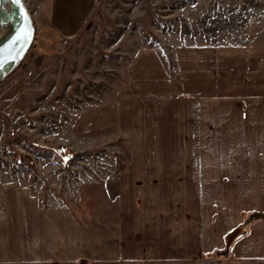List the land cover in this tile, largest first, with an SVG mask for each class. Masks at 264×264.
Here are the masks:
<instances>
[{
	"label": "crops",
	"instance_id": "1",
	"mask_svg": "<svg viewBox=\"0 0 264 264\" xmlns=\"http://www.w3.org/2000/svg\"><path fill=\"white\" fill-rule=\"evenodd\" d=\"M96 1L48 0L46 26L71 38ZM175 58L177 78L156 51L135 57L136 91L147 99L125 104L132 115L121 127L138 149L119 174L117 216L83 221L69 207L9 181L0 191V264H178L177 245L147 243L146 234L182 231L184 250L192 253L197 231L202 238L196 251L204 256L211 205L222 221L223 248L230 251L225 261L226 252L217 249L222 264H264V41L189 46ZM152 95L170 99L158 102ZM163 139L184 141L167 149L180 154L175 164H159L168 154L153 148ZM179 188L186 190L183 198L171 192ZM195 188L201 189L196 211L194 190H187ZM211 188H232V208L225 193L211 202ZM236 231L240 235L230 244Z\"/></svg>",
	"mask_w": 264,
	"mask_h": 264
},
{
	"label": "rangeland",
	"instance_id": "2",
	"mask_svg": "<svg viewBox=\"0 0 264 264\" xmlns=\"http://www.w3.org/2000/svg\"><path fill=\"white\" fill-rule=\"evenodd\" d=\"M25 2L36 37L23 62L0 84V191L19 181L83 221L113 220L118 213L119 174L138 149L121 127L132 115L125 104L147 99L136 91L138 54L156 51L177 78L175 53L186 47L264 41V0H97L83 29L68 39L46 26L48 0ZM181 142L163 139L154 146L168 154L159 164H175L180 154L174 157L167 149H179ZM174 190L186 195L185 189ZM187 190H194L196 211L201 189ZM232 192L211 188L210 201L225 193L226 207L232 208ZM220 221L211 205L210 250L204 256L196 251L202 238L197 231L192 253L184 250L188 240L182 231H153L146 242L177 245L178 264H222L217 249L226 252L225 261L230 251L223 248Z\"/></svg>",
	"mask_w": 264,
	"mask_h": 264
},
{
	"label": "water",
	"instance_id": "3",
	"mask_svg": "<svg viewBox=\"0 0 264 264\" xmlns=\"http://www.w3.org/2000/svg\"><path fill=\"white\" fill-rule=\"evenodd\" d=\"M0 12L4 19L0 33V84L19 67L31 49L36 37V26L25 0L19 4L12 0H0ZM20 37V39H17ZM236 231L231 238L238 237Z\"/></svg>",
	"mask_w": 264,
	"mask_h": 264
},
{
	"label": "bare ground",
	"instance_id": "4",
	"mask_svg": "<svg viewBox=\"0 0 264 264\" xmlns=\"http://www.w3.org/2000/svg\"><path fill=\"white\" fill-rule=\"evenodd\" d=\"M3 24H4V19H3V17H2L1 12H0V33H1V31H2Z\"/></svg>",
	"mask_w": 264,
	"mask_h": 264
},
{
	"label": "snow or ice",
	"instance_id": "5",
	"mask_svg": "<svg viewBox=\"0 0 264 264\" xmlns=\"http://www.w3.org/2000/svg\"><path fill=\"white\" fill-rule=\"evenodd\" d=\"M13 3H16V4H19L20 3V0H12ZM17 39H20V37H18ZM3 68V63L0 62V69Z\"/></svg>",
	"mask_w": 264,
	"mask_h": 264
}]
</instances>
